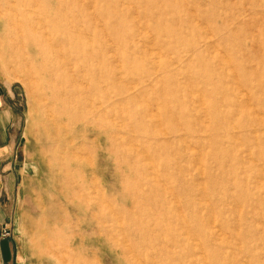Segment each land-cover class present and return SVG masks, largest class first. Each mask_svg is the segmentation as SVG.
<instances>
[{
  "label": "rangeland",
  "instance_id": "374dc122",
  "mask_svg": "<svg viewBox=\"0 0 264 264\" xmlns=\"http://www.w3.org/2000/svg\"><path fill=\"white\" fill-rule=\"evenodd\" d=\"M71 1L99 63L100 112L79 120L61 88L89 70L38 77L7 14L42 0H0V85L21 115L15 264H57L53 245L64 264H131L126 234L144 264H264V0Z\"/></svg>",
  "mask_w": 264,
  "mask_h": 264
},
{
  "label": "bare ground",
  "instance_id": "6f19581e",
  "mask_svg": "<svg viewBox=\"0 0 264 264\" xmlns=\"http://www.w3.org/2000/svg\"><path fill=\"white\" fill-rule=\"evenodd\" d=\"M81 1V0H80ZM79 4V3H78ZM38 5H42L43 10L41 12L39 11H35V7ZM35 8V9H34ZM27 13H25L24 15L21 16V20H17V15L12 13V10L7 14V20L9 21V25H15L18 26V28H20V34H17L16 37V43L22 47H26L29 48L31 50L30 53V58L33 60H36L37 62H39V66L40 69H37L38 72V77H43L48 76L51 78V80H57V81H61V83H63V81L67 80V75L69 74V72H74V68L76 65H81L86 67V70H89L88 73V77H87V81L85 82L86 86H83L82 88L80 87L79 83L77 82V84H73V90L69 91L68 89L61 88V92L63 91V93H65L66 98H68L72 104V109L74 108V110H78V112L76 114H72L71 110L67 113L68 116H70L73 120H79V118L81 117V114L83 115V119H87L89 118V116H96L98 115V112H100V107L97 106V103L95 102V98H94V92L97 91L99 89V84H98V76H97V72H96V66L98 65L96 64L97 60L94 56H89L87 54H83V49L92 43V45L95 43L94 42V32L95 29L92 31V33H90V30L86 29V25H85V17L81 16V13L77 10L76 8L73 6V1L71 0H42L41 3H29V5H27V9H26ZM41 13V14H38ZM93 17V16H92ZM95 17V14H94ZM90 18V17H89ZM92 19V18H91ZM96 19V17H95ZM104 19V18H103ZM93 20V19H92ZM99 21V19H96ZM18 21V23H17ZM107 21V20H106ZM105 21V23H106ZM87 22V21H86ZM101 22V21H99ZM88 23V22H87ZM95 25L97 22H95ZM100 25H102L101 23H99ZM94 25V24H93ZM98 29H100L99 27H97ZM104 28V27H103ZM93 29V27H92ZM19 31V29H18ZM100 32V31H99ZM97 33V32H96ZM111 36V35H110ZM109 38V37H108ZM97 40V39H96ZM119 40V39H118ZM110 41V40H109ZM121 41V40H120ZM15 42V41H14ZM113 43V42H111ZM109 43V44H111ZM115 43V42H114ZM101 44V43H100ZM104 44V43H103ZM108 44V43H107ZM114 45V44H113ZM112 45V46H113ZM152 45V44H151ZM104 48L105 45H102ZM107 46V45H106ZM110 47V46H109ZM101 48V47H100ZM107 48V47H106ZM114 48V47H113ZM109 49V48H108ZM95 50V49H94ZM103 50V49H102ZM93 51V50H92ZM100 51V50H99ZM111 51V50H110ZM148 51V50H147ZM109 52V51H108ZM94 53V52H93ZM104 53V52H102ZM101 53V54H102ZM90 55H92L90 53ZM105 55V54H104ZM99 56V55H98ZM102 56V55H101ZM108 57V56H107ZM111 58H113L111 56ZM101 59V58H100ZM99 60V59H98ZM102 62V61H101ZM100 62V63H101ZM126 62V61H125ZM127 63V62H126ZM102 64V63H101ZM100 67V66H99ZM77 71V70H76ZM82 72V71H81ZM79 74V73H78ZM77 74V75H78ZM84 74V73H83ZM150 74V73H148ZM75 76V74H74ZM146 76V75H145ZM79 78V76H77ZM82 76L80 75V78ZM85 76L82 77L81 80L85 81L86 79L84 78ZM150 77V76H149ZM74 78V77H73ZM76 78V76H75ZM110 78V77H109ZM76 79H73V81H75ZM112 80V79H111ZM72 81V80H70ZM72 81V82H73ZM77 81V80H76ZM108 81V79H107ZM67 82V81H66ZM65 82V83H66ZM80 82V81H79ZM147 82H148V78H147ZM50 83V82H49ZM64 84V83H63ZM84 84V83H82ZM109 84V83H107ZM149 84V83H148ZM102 85V83L100 84ZM147 85V84H145ZM104 86V85H103ZM102 86V88H103ZM135 86V85H134ZM140 87V86H138ZM146 87V86H145ZM152 87V86H150ZM67 88V87H66ZM70 88V87H69ZM101 88V86H100ZM101 88V89H102ZM130 88V87H129ZM132 88V87H131ZM136 88V87H134ZM148 88V86H147ZM71 89V88H70ZM145 89V88H143ZM140 89V90H143ZM149 89V88H148ZM153 89V88H152ZM139 90V88H138ZM69 91V92H68ZM127 91V90H126ZM130 91V90H129ZM134 91V90H133ZM100 92V91H99ZM104 93V89L102 91ZM113 92V91H112ZM128 92V91H127ZM135 92V91H134ZM155 92V91H154ZM106 93V92H105ZM132 93V92H131ZM130 93V94H131ZM136 94L138 93L135 92ZM150 93V92H149ZM107 94V93H106ZM143 94V93H142ZM151 94V93H150ZM199 94V93H198ZM96 95V94H95ZM102 95V94H101ZM105 95V94H104ZM113 95V94H112ZM132 96V94H131ZM117 97V96H116ZM135 97H138L135 95ZM158 97V96H157ZM114 98V97H113ZM132 98H134L132 96ZM139 98V97H138ZM146 98V97H145ZM124 99V98H123ZM131 99V98H130ZM135 99V98H134ZM140 99V98H139ZM147 99V98H146ZM97 100V98H96ZM115 100V99H114ZM128 100V99H127ZM141 100V99H140ZM148 100V99H147ZM146 100V102H147ZM155 100H157V102L159 101L158 98H156ZM168 101V100H167ZM193 101V100H192ZM99 102V101H97ZM106 102V101H105ZM109 102V101H108ZM115 102V101H114ZM121 102V101H120ZM124 102V101H123ZM128 102V101H127ZM130 102V101H129ZM128 102V103H129ZM111 103V102H109ZM114 104V103H113ZM116 104V102H115ZM148 104V103H146ZM100 105V104H99ZM119 105V104H118ZM102 106V105H101ZM112 106V105H111ZM148 106V105H147ZM146 106V107H147ZM159 106V105H158ZM170 107V106H169ZM103 108V107H102ZM113 108V107H112ZM156 108V107H155ZM106 109V108H105ZM108 109V108H107ZM115 108L112 109V111ZM148 109V108H147ZM151 109V108H150ZM149 109V111H150ZM73 110V111H74ZM102 110V109H101ZM111 110V108H110ZM152 110V109H151ZM154 110V109H153ZM153 110L151 111L153 113ZM171 110V108H170ZM116 111V110H115ZM148 111V112H149ZM103 112V111H102ZM101 112V114H102ZM172 112V111H171ZM107 113V112H106ZM151 113V114H152ZM100 114V115H101ZM145 114H147L146 117H148V113L145 112ZM80 115V116H79ZM107 115V114H106ZM158 115V114H157ZM113 116V115H112ZM156 116V115H155ZM161 116V115H160ZM173 116V115H172ZM116 117V116H115ZM154 117V116H152ZM159 117V116H158ZM96 118V117H95ZM114 118V117H113ZM150 118V115H149ZM148 118V119H149ZM155 118V117H154ZM175 118V117H174ZM97 119V118H96ZM106 120V118H104ZM147 119V118H146ZM82 120V119H81ZM94 120V119H93ZM160 120V119H157ZM99 121V120H98ZM115 121V120H114ZM162 121V120H161ZM171 121V120H170ZM84 122V121H83ZM82 122V123H83ZM103 122V121H102ZM111 122V121H110ZM113 122V121H112ZM147 122V121H146ZM154 122V121H153ZM178 122V121H177ZM78 123V122H77ZM117 123V122H116ZM156 123V122H154ZM165 123V122H164ZM167 123V122H166ZM81 124V123H80ZM92 124V123H91ZM97 124V123H96ZM111 124V123H110ZM144 124V123H143ZM157 124V123H156ZM162 124V123H161ZM120 125V123L118 124ZM117 125V126H118ZM83 126V125H82ZM90 126V125H89ZM92 126V125H91ZM107 125H102V128L104 127V129L106 128ZM111 126V125H110ZM116 126V124H115ZM137 126H139L137 124ZM108 127V126H107ZM114 127V126H112ZM100 128V127H99ZM123 128V127H121ZM135 128V127H134ZM144 128V127H143ZM163 128V127H162ZM138 129V128H135ZM181 129V128H180ZM102 130V129H101ZM114 130V129H113ZM125 130V129H123ZM131 130V128H130ZM155 130V129H154ZM161 130V128L159 129ZM83 131V130H82ZM81 131V133H82ZM90 131V130H89ZM105 131V130H104ZM134 131V129H133ZM163 131V130H162ZM85 132V131H84ZM94 132V131H93ZM124 132V131H123ZM128 132V131H127ZM91 133V132H90ZM116 133V137L119 135H117ZM119 133V131H118ZM121 133V132H120ZM132 133V132H131ZM134 133V132H133ZM156 133V132H155ZM164 133V132H163ZM167 132H165L166 134ZM86 135V133H84ZM88 134V133H87ZM109 134V133H108ZM256 134V133H255ZM115 135V134H113ZM121 135V134H120ZM129 135V134H128ZM133 135V134H132ZM135 135V134H134ZM123 136V135H122ZM125 136V134H124ZM186 136V135H185ZM189 136V135H188ZM187 136V138H188ZM105 137V136H104ZM136 137V136H135ZM138 137V136H137ZM129 138V137H128ZM131 138V136H130ZM129 138V139H130ZM175 138V137H174ZM184 138V137H183ZM190 138V137H189ZM126 139V138H125ZM134 140V138H132ZM153 139V138H152ZM180 139V137H179ZM185 139V138H184ZM107 140V139H106ZM113 140V138H112ZM110 140V141H112ZM124 140V139H123ZM128 140V139H126ZM124 140V141H126ZM136 140V139H135ZM143 140V139H142ZM154 140V139H153ZM165 140V139H164ZM174 140V139H172ZM181 140V139H180ZM179 140V141H180ZM81 141V140H80ZM121 141V140H120ZM129 141V140H128ZM138 141V140H136ZM135 141V142H136ZM148 141V140H146ZM160 141V139H159ZM175 141V140H174ZM185 141V140H184ZM114 142V140L112 141ZM118 142V141H117ZM134 142V143H135ZM155 142V141H154ZM162 142V141H161ZM72 143V142H71ZM124 143V142H123ZM133 143V142H132ZM144 143V142H142ZM167 143V142H166ZM181 143V142H180ZM184 143L187 144V141H185ZM114 143H112V146ZM117 144V143H116ZM125 144V143H124ZM128 144V143H127ZM139 144V143H138ZM141 144V142H140ZM169 144V143H168ZM175 144V143H174ZM173 144V145H174ZM152 145V144H151ZM171 145V146H173ZM124 146V145H123ZM122 146V147H123ZM149 146V145H148ZM153 146V145H152ZM161 146V145H160ZM176 146V145H175ZM77 147V146H75ZM116 147V146H115ZM119 147V146H118ZM138 147V146H137ZM159 147V146H158ZM179 147V146H178ZM186 147V146H185ZM124 148V147H123ZM157 148V145H156ZM111 149V147H110ZM116 149V148H115ZM141 149V148H140ZM167 149V148H166ZM192 149V148H191ZM194 149V148H193ZM76 150V149H75ZM79 150V149H78ZM77 150V151H78ZM122 150V149H121ZM139 150V149H138ZM142 150V149H141ZM148 150V149H147ZM168 150V149H167ZM198 150V149H197ZM112 151V150H111ZM132 151V150H131ZM149 151V150H148ZM151 151V150H150ZM179 151V150H177ZM136 152V151H135ZM181 153V151H179ZM137 153V152H136ZM139 153V152H138ZM141 153V152H140ZM155 153V152H154ZM159 153H161L159 151ZM178 153V152H177ZM75 154V153H74ZM170 154V153H169ZM76 155V154H75ZM116 155V154H114ZM119 155V153L117 154ZM146 155V154H145ZM161 155V154H160ZM173 155V154H172ZM79 156V155H77ZM76 156V158H77ZM144 156V155H143ZM148 156V155H147ZM70 157V156H69ZM119 157V156H118ZM123 157V156H122ZM121 157V158H122ZM131 157V156H130ZM145 157V156H144ZM120 158V159H121ZM137 158V157H136ZM146 158V157H145ZM151 157L149 156L148 159H150ZM69 159V158H68ZM82 159V158H81ZM80 159V160H81ZM125 159V158H124ZM135 159V158H134ZM123 160V159H122ZM145 160V159H144ZM153 159H150L149 161H151ZM147 161V160H146ZM160 161V160H159ZM91 162V161H90ZM122 162V161H121ZM124 162V161H123ZM154 162V160H153ZM158 162V161H157ZM126 163V162H125ZM149 163V162H148ZM72 164V163H71ZM75 164V163H74ZM120 164V163H119ZM146 164V163H145ZM154 164V163H153ZM122 165V164H121ZM147 165V164H146ZM66 166V165H65ZM126 165H124L125 167ZM128 166V165H127ZM129 167V166H128ZM150 167V165H149ZM118 168V166H117ZM123 168V167H122ZM155 168V167H154ZM168 168V167H167ZM170 168V167H169ZM168 168V169H169ZM120 169V168H119ZM67 170V169H66ZM157 171V170H156ZM120 172V171H119ZM123 171H121L122 174ZM125 172V171H124ZM150 171H148L149 173ZM165 172V171H164ZM159 173V170H158ZM124 174V173H123ZM143 174V173H142ZM131 175V174H130ZM66 176V175H65ZM85 176V175H83ZM124 176V175H123ZM122 176V177H123ZM150 176V174H149ZM152 176V175H151ZM155 176V175H153ZM152 176V177H153ZM158 176V177H157ZM70 178V177H69ZM126 178V177H125ZM124 178V179H125ZM155 180L157 178H159V175H156V178L153 177ZM68 179V178H67ZM74 179V178H72ZM151 179V178H148ZM161 179V178H160ZM69 180V179H68ZM83 180V179H82ZM152 180V179H151ZM70 181V180H69ZM146 181V180H145ZM125 182V181H124ZM152 182V181H151ZM156 182V181H155ZM157 182H159L157 180ZM69 183V182H68ZM95 183V182H94ZM164 184V183H163ZM70 185V184H69ZM160 185V184H159ZM162 185V184H161ZM144 186V185H143ZM163 186V185H162ZM166 186V185H165ZM96 187H98L96 185ZM95 187V188H96ZM124 187V186H123ZM99 188V187H98ZM140 188V186H139ZM73 189V188H72ZM100 189V188H99ZM125 189V188H124ZM143 190V189H142ZM165 191V190H164ZM174 190H172L173 192ZM123 192H125L123 190ZM166 192V191H165ZM105 193V192H104ZM103 194V193H102ZM128 194V193H127ZM98 195V194H97ZM105 195V194H104ZM102 195V196H104ZM101 196V194H100ZM128 196H130L128 194ZM175 196V195H174ZM167 197V196H166ZM171 197V195H170ZM177 199V198H176ZM179 200V199H178ZM178 200H176L178 202ZM107 201V200H106ZM137 201V200H136ZM175 201V202H176ZM98 202V201H97ZM108 203V201H107ZM138 203V201H137ZM180 203V202H179ZM178 203V204H179ZM109 204V203H108ZM136 204V203H135ZM180 205V204H179ZM178 205V206H179ZM108 206V205H107ZM111 206V205H109ZM108 206V207H109ZM89 208V207H88ZM98 208V207H97ZM103 208V206H102ZM111 208V207H109ZM113 208V207H112ZM91 209V208H90ZM100 210H102L100 208ZM124 210V209H123ZM78 211V210H77ZM115 212V210H114ZM177 212V211H176ZM179 214V213H178ZM113 215V214H112ZM111 215V216H112ZM115 215H118L117 213ZM119 216V215H118ZM103 217V216H101ZM117 217V216H116ZM120 217V216H119ZM118 217V218H119ZM195 218V217H194ZM122 218L120 217V220ZM184 219V218H183ZM186 220V218H185ZM98 221H101L98 220ZM184 221V220H183ZM123 222V221H122ZM121 222V223H122ZM178 225V224H177ZM183 225V224H182ZM188 225V224H187ZM188 228V227H187ZM191 228V227H190ZM193 228V227H192ZM191 228V229H192ZM189 230V229H188ZM194 230V229H193ZM130 232V230H129ZM142 232V231H141ZM187 232V231H186ZM193 232V231H192ZM123 233V230L122 232ZM189 233V232H187ZM129 234H132L129 233ZM135 235V234H134ZM138 235V234H136ZM180 235V234H179ZM191 235V234H190ZM186 236V235H185ZM184 236V237H185ZM193 236V235H192ZM188 237V236H187ZM194 237V236H193ZM180 238V237H179ZM146 239V238H145ZM178 240V239H177ZM149 242V241H148ZM143 243V242H141ZM196 243V241H195ZM123 244H124V250L123 253L124 255H127L129 257V259L131 260V264H142L143 262H140L138 259V255L135 254L134 251V244L130 243V239L128 237V235L126 234V236L123 239ZM148 247V246H147ZM201 247V246H200ZM202 248V247H201ZM57 246L53 245V247L51 248V254L53 256V259L55 261V263L57 264H64V260L60 259L57 256V252H56ZM146 249V248H144ZM149 249V247L147 248ZM203 250V249H202ZM141 251V250H140ZM150 251V249H149ZM145 254V253H144ZM144 254H142L141 256H143ZM154 257V256H153ZM144 259V258H143ZM153 259V258H151ZM84 261V260H83ZM142 261V260H141ZM148 261V260H147ZM205 261V260H204ZM77 264H87L84 262H76ZM146 263V260H145ZM88 264H90V262H88ZM144 264V263H143Z\"/></svg>",
  "mask_w": 264,
  "mask_h": 264
},
{
  "label": "crops",
  "instance_id": "0c3cea01",
  "mask_svg": "<svg viewBox=\"0 0 264 264\" xmlns=\"http://www.w3.org/2000/svg\"><path fill=\"white\" fill-rule=\"evenodd\" d=\"M15 94L0 85V264H15L16 244L9 234L15 211L11 194L16 180L21 142V115L13 102Z\"/></svg>",
  "mask_w": 264,
  "mask_h": 264
},
{
  "label": "built area",
  "instance_id": "2783aa9c",
  "mask_svg": "<svg viewBox=\"0 0 264 264\" xmlns=\"http://www.w3.org/2000/svg\"><path fill=\"white\" fill-rule=\"evenodd\" d=\"M9 235V233L8 232H5V236H8Z\"/></svg>",
  "mask_w": 264,
  "mask_h": 264
}]
</instances>
